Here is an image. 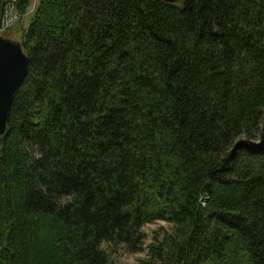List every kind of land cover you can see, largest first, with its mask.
Here are the masks:
<instances>
[{
	"label": "trees",
	"instance_id": "16d2710c",
	"mask_svg": "<svg viewBox=\"0 0 264 264\" xmlns=\"http://www.w3.org/2000/svg\"><path fill=\"white\" fill-rule=\"evenodd\" d=\"M20 42L0 264H109L156 219L160 264H264V0H37Z\"/></svg>",
	"mask_w": 264,
	"mask_h": 264
},
{
	"label": "rangeland",
	"instance_id": "374dc122",
	"mask_svg": "<svg viewBox=\"0 0 264 264\" xmlns=\"http://www.w3.org/2000/svg\"><path fill=\"white\" fill-rule=\"evenodd\" d=\"M36 4L37 1L35 3L30 2L26 13L21 15L20 20L12 26L8 34L4 35L5 37L20 41L22 29L28 25ZM141 232L143 233L142 243L140 248L136 250L125 243L104 242L102 249L108 255L109 264H160L159 259L152 258L150 248L151 245H159L164 235L172 232V224L165 220L156 219L144 224Z\"/></svg>",
	"mask_w": 264,
	"mask_h": 264
},
{
	"label": "water",
	"instance_id": "95a60500",
	"mask_svg": "<svg viewBox=\"0 0 264 264\" xmlns=\"http://www.w3.org/2000/svg\"><path fill=\"white\" fill-rule=\"evenodd\" d=\"M174 2L175 0H163ZM28 70V57L20 41L0 33V140L8 132L10 108Z\"/></svg>",
	"mask_w": 264,
	"mask_h": 264
},
{
	"label": "built area",
	"instance_id": "2783aa9c",
	"mask_svg": "<svg viewBox=\"0 0 264 264\" xmlns=\"http://www.w3.org/2000/svg\"><path fill=\"white\" fill-rule=\"evenodd\" d=\"M29 1L35 3L37 0ZM2 6L3 7L0 17V33L5 35L8 29L19 20L21 13L17 7V0H5Z\"/></svg>",
	"mask_w": 264,
	"mask_h": 264
}]
</instances>
